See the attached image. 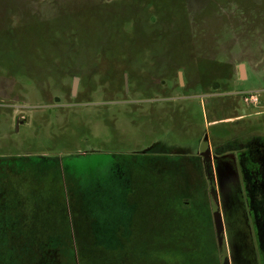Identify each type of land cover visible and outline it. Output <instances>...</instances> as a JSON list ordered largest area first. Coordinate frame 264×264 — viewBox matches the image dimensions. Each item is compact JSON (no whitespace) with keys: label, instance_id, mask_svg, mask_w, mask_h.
Segmentation results:
<instances>
[{"label":"rangeland","instance_id":"obj_1","mask_svg":"<svg viewBox=\"0 0 264 264\" xmlns=\"http://www.w3.org/2000/svg\"><path fill=\"white\" fill-rule=\"evenodd\" d=\"M101 1L0 0V252L228 264L239 219L216 221L225 182L204 157L264 135V0ZM116 173L144 200L129 241L83 209L115 199Z\"/></svg>","mask_w":264,"mask_h":264},{"label":"flooded vegetation","instance_id":"obj_2","mask_svg":"<svg viewBox=\"0 0 264 264\" xmlns=\"http://www.w3.org/2000/svg\"><path fill=\"white\" fill-rule=\"evenodd\" d=\"M233 142L204 157L206 172L220 173L225 182L216 221L227 229L234 216L239 219L230 234L228 264H264V135Z\"/></svg>","mask_w":264,"mask_h":264},{"label":"crops","instance_id":"obj_3","mask_svg":"<svg viewBox=\"0 0 264 264\" xmlns=\"http://www.w3.org/2000/svg\"><path fill=\"white\" fill-rule=\"evenodd\" d=\"M129 176L130 174L126 173L125 175L116 173V179L105 186L107 199L108 197H115L112 202H109V205L103 206L102 204L92 205L87 202L84 203L85 199L91 202L92 198L86 197L84 193H81L83 195V209L87 212L94 227L100 231V233L97 234L99 239H101L103 231L107 232V235L103 237L105 238L104 240L117 239V241H129L132 237L131 230L137 223H135V215L141 208L143 204L141 202H144V200L138 203L136 202V204L130 199L132 188ZM99 191H101V188L96 192ZM138 200H140V198ZM103 211H105V213ZM127 234H130V237L125 240L124 238Z\"/></svg>","mask_w":264,"mask_h":264},{"label":"trees","instance_id":"obj_4","mask_svg":"<svg viewBox=\"0 0 264 264\" xmlns=\"http://www.w3.org/2000/svg\"><path fill=\"white\" fill-rule=\"evenodd\" d=\"M47 3V2H46ZM50 4H51V2H50ZM54 4V3H53ZM104 4V0H102L101 1V5H103ZM52 5V4H51ZM7 203V202H6ZM9 207V204H6V207H4V208H2V209H0L1 210V214H2V210L3 209H7ZM10 225H6L5 223H1L0 222V239H3V236L5 235V233L7 234V232H8V230L9 229H11V226L9 227ZM13 233H14V231H13ZM53 238V237H52ZM53 241H54V239H52ZM49 242H51V240L49 241ZM10 244V242H9V240H7L6 241V245H9ZM40 244H44V242H42V243H40ZM2 247H4V250H5V241H4V243H3V246ZM40 247H41V245H40ZM44 248H46V247H44ZM6 257V258H5ZM13 255L9 252V251H4L3 253H1L0 252V264L3 262V260H4V262H5V260L7 259L8 260V264L10 263V264H14V262H13Z\"/></svg>","mask_w":264,"mask_h":264},{"label":"built area","instance_id":"obj_5","mask_svg":"<svg viewBox=\"0 0 264 264\" xmlns=\"http://www.w3.org/2000/svg\"><path fill=\"white\" fill-rule=\"evenodd\" d=\"M257 100H258V97L255 96V95L247 96L245 98V102L248 103V104L249 103H257Z\"/></svg>","mask_w":264,"mask_h":264},{"label":"water","instance_id":"obj_6","mask_svg":"<svg viewBox=\"0 0 264 264\" xmlns=\"http://www.w3.org/2000/svg\"><path fill=\"white\" fill-rule=\"evenodd\" d=\"M180 75H181V73H180ZM74 81H75V82H74V86H73V89H72V93H73V95L76 94L79 79H78V78H75ZM126 85H128V79H127V76H126ZM17 124L19 125V122H18Z\"/></svg>","mask_w":264,"mask_h":264}]
</instances>
